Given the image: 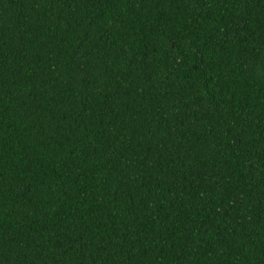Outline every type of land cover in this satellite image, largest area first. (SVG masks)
I'll use <instances>...</instances> for the list:
<instances>
[{
	"label": "trees",
	"instance_id": "1",
	"mask_svg": "<svg viewBox=\"0 0 264 264\" xmlns=\"http://www.w3.org/2000/svg\"><path fill=\"white\" fill-rule=\"evenodd\" d=\"M0 264H264V0H0Z\"/></svg>",
	"mask_w": 264,
	"mask_h": 264
}]
</instances>
